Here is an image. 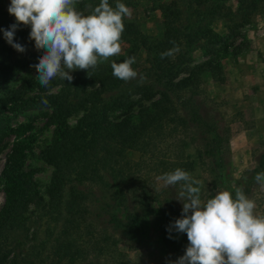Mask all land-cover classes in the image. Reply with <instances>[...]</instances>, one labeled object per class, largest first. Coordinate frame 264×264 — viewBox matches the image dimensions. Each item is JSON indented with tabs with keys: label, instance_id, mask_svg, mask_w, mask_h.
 Returning <instances> with one entry per match:
<instances>
[{
	"label": "trees",
	"instance_id": "obj_1",
	"mask_svg": "<svg viewBox=\"0 0 264 264\" xmlns=\"http://www.w3.org/2000/svg\"><path fill=\"white\" fill-rule=\"evenodd\" d=\"M87 1L88 6L101 2ZM109 1L110 7L115 8L117 0ZM192 1L203 6L194 18L187 15L186 9L157 5L163 17L159 38L142 33L134 22L123 19L120 41L129 45L126 58L98 61L89 72L77 70L71 74V82L57 76L53 82L57 89L49 92L43 91L35 72L0 97V111L8 104L17 111L41 106L50 109L42 127H53L51 139L40 156L52 166L45 191L48 210L60 223L52 241L54 254L64 263L86 259L85 263L102 264L99 257H106L112 264H136L117 249L118 241L113 236L132 238L138 222L149 213L159 214L167 224L181 216L182 203L177 198L183 182L164 187L161 181L160 188L156 187L155 179L165 173L179 168L193 179L199 178L202 200L210 199L217 187L229 191L235 199L236 189L247 195L251 187L260 185L254 177L264 173V139L250 151L253 166L237 178L230 176L231 119L225 117L202 87L204 73L219 72L218 61L210 58L186 65L190 51H209L219 41L206 35L201 22L215 15L226 0ZM261 1L236 2L238 9L262 6L264 10ZM119 2L128 5L127 0ZM77 4L81 8L84 2ZM191 4L189 1L190 7ZM13 23L15 17L0 8V29H8ZM30 31V26L21 24L15 32L14 42L20 43L24 38L30 44L23 54L9 45L0 32V84L36 64L43 54L29 39ZM136 47L147 52L146 62L151 70L145 69L142 74L132 65L138 76L125 82L113 75L111 62H123L135 53ZM168 50H174L173 54L161 59V53ZM33 89L42 90L29 95ZM131 94L151 101L132 114ZM114 108L122 111L119 119L107 115ZM79 112L75 124L69 125L67 118ZM262 112L264 116V106ZM26 128V124H18L9 129L16 138L5 154L0 172V232L23 225L26 205L34 197L30 176L22 170L24 150L34 138L33 133L25 134ZM203 171L207 174L205 179ZM96 189L107 190L109 198L97 196ZM3 257L0 254V264H16L3 263Z\"/></svg>",
	"mask_w": 264,
	"mask_h": 264
},
{
	"label": "rangeland",
	"instance_id": "obj_2",
	"mask_svg": "<svg viewBox=\"0 0 264 264\" xmlns=\"http://www.w3.org/2000/svg\"><path fill=\"white\" fill-rule=\"evenodd\" d=\"M131 15L123 19L134 22L142 33L159 38L163 31V17L158 4L177 6L179 10L186 9L191 18L196 13L203 11L201 2L192 0H127ZM191 2V7L188 2ZM237 0H226L220 9L212 17H206L201 23L204 32L209 37L219 38V41L210 46V50L194 49L189 53L187 67L194 63H200L214 58L218 61L219 72H206L203 74V90L216 102L225 115L230 118V176L237 178L243 171L253 166L251 159L252 149L257 148L258 142L264 139V10L259 7L251 9L250 6L237 7ZM11 0H0V8L8 11ZM83 3L81 8L77 3ZM264 0L261 1L263 3ZM87 0H75L73 7L84 15L91 13ZM100 4V2H99ZM98 4V5H99ZM93 5V4H92ZM109 5H112L109 1ZM184 19L185 15L180 16ZM200 43L202 40H198ZM121 51L118 55L111 56L107 60L98 57L100 62H108L113 57H127L129 45L125 41H119ZM20 44L30 49V44L22 38ZM182 46V43L179 44ZM25 52V51H24ZM24 52H20L23 54ZM147 52L144 48L135 49L131 57H135L132 64L135 70L142 74L151 70L146 62ZM34 65V64H33ZM131 65V66H132ZM79 70V69H77ZM77 70L72 71L74 74ZM36 69L29 66L18 75L0 84V97L17 86L24 78L32 75ZM212 73V74H211ZM183 74V73H181ZM180 74V75H181ZM216 75V78L214 77ZM59 76V75H57ZM56 76V77H57ZM179 77V76H177ZM223 78L218 80V78ZM44 87L43 91H55L57 85ZM42 90V89H41ZM41 90L28 91L35 94ZM132 102L130 112L135 113L140 106L147 105L151 98L141 97L139 94H131ZM50 109L45 106L39 108L14 110L11 104L0 111V172L3 168L6 152L15 140L13 132L9 129L18 124H26V133H33L34 138L24 150L22 170L28 172L33 199L26 205L23 213V225L0 232V254L3 255V263L16 264H94L78 261L76 263H64L59 260L52 241L59 231V221L51 215L47 207L46 186L49 182L52 166L46 163L40 156L41 149L50 142L52 126L42 127ZM81 112L72 114L67 118L69 125L75 124ZM108 117L119 119L122 111L114 108L108 111ZM248 126L249 128H245ZM134 158V156H132ZM207 174L203 171V178ZM198 178V176L196 177ZM199 180V178H198ZM156 187L162 183L155 179ZM202 183V182H201ZM225 189L217 187L213 191V198L217 191ZM236 192V191H235ZM96 195L106 200L109 198L107 190L96 189ZM256 204L254 214L264 215V191L260 185L253 186L246 195ZM205 200V199H203ZM3 202V191L0 184V207ZM151 205H154L151 202ZM172 221L171 223H173ZM170 223V224H171ZM159 214L149 213L144 220L138 222L137 233L131 237L122 239L121 236H113L117 239V249L132 263L136 264H167L168 260H176L184 254L189 241L186 233L181 235L175 230L169 238L168 226ZM60 236H58L59 238ZM81 245L83 241L80 242ZM102 264H112L106 257H99Z\"/></svg>",
	"mask_w": 264,
	"mask_h": 264
},
{
	"label": "clouds",
	"instance_id": "obj_3",
	"mask_svg": "<svg viewBox=\"0 0 264 264\" xmlns=\"http://www.w3.org/2000/svg\"><path fill=\"white\" fill-rule=\"evenodd\" d=\"M75 0H11L8 7L16 23L0 29L9 45L18 52L26 47L14 42L19 25L30 26L29 39L35 48L43 50L36 69V79L47 88L57 75L71 82L74 70L95 69L98 57L107 60L121 51L120 36L124 30L123 17L131 12L117 0L115 8L109 0H101L88 15L78 12ZM174 43V42H173ZM178 51V48L174 49ZM174 50L161 53V59ZM135 57L123 62H111L113 75L125 82L136 79L131 67ZM140 80L144 77L140 75ZM47 104V100H42ZM164 187L183 182L177 198L182 203L181 216L168 226L171 232L186 233L189 241L184 254L167 264H264V215L254 214L256 204L236 189L235 199L227 190L217 191L213 198L202 200L200 181L182 169L157 177ZM255 181L264 187V173Z\"/></svg>",
	"mask_w": 264,
	"mask_h": 264
},
{
	"label": "crops",
	"instance_id": "obj_4",
	"mask_svg": "<svg viewBox=\"0 0 264 264\" xmlns=\"http://www.w3.org/2000/svg\"><path fill=\"white\" fill-rule=\"evenodd\" d=\"M260 188L264 191V187H262V186L260 185Z\"/></svg>",
	"mask_w": 264,
	"mask_h": 264
}]
</instances>
